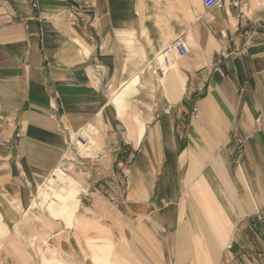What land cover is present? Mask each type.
Masks as SVG:
<instances>
[{"label":"crops","instance_id":"obj_1","mask_svg":"<svg viewBox=\"0 0 264 264\" xmlns=\"http://www.w3.org/2000/svg\"><path fill=\"white\" fill-rule=\"evenodd\" d=\"M263 4L0 0V264H264Z\"/></svg>","mask_w":264,"mask_h":264},{"label":"built area","instance_id":"obj_2","mask_svg":"<svg viewBox=\"0 0 264 264\" xmlns=\"http://www.w3.org/2000/svg\"><path fill=\"white\" fill-rule=\"evenodd\" d=\"M220 2L221 0H201L202 6L207 11H211V9L218 7L220 5ZM234 5L237 6L236 3H234ZM263 7H264V4H263ZM253 25L254 26L264 25V20L263 21L255 20L253 22ZM253 48H255L254 44H252L249 47V49H253ZM188 53L189 51H188V46H187L186 41L184 40L183 37L178 36L172 42H170L168 46L162 49L160 53L157 55L155 59L156 67L154 68L155 75L163 76L164 74L168 72L169 67H170L169 57L171 55H176L177 57L182 58ZM228 55L229 54H226V53L223 54L224 58H227ZM214 70L218 72L221 76L224 75L222 69L219 66H216ZM191 115H192V118L196 121H198L200 118V112L196 108H193ZM53 171H54L52 174L53 178H56L57 175H60L62 177H66L67 175L66 171L60 165H57Z\"/></svg>","mask_w":264,"mask_h":264},{"label":"rangeland","instance_id":"obj_3","mask_svg":"<svg viewBox=\"0 0 264 264\" xmlns=\"http://www.w3.org/2000/svg\"><path fill=\"white\" fill-rule=\"evenodd\" d=\"M85 137V135H83V138ZM76 141V140H75ZM81 142H83V141H81ZM78 145L79 146H81V144L78 142ZM60 176V175H59ZM64 179H66V177H62L61 176V178H60V185L62 186V187H64L65 189H61V191L62 192H65V194H61V192L60 193H58V195H60V196H58L59 197V199L58 198H56L55 196V193H54V195L52 194V192L50 191V189L48 190L47 189V187L46 186H43L42 187V190L43 191H45L46 192V194H48V195H46L45 197H44V201H42V203H44L45 201H46V199H49V200H51V197H53V199L56 201H58L59 203H61L62 205H67V204H69V203H71V201H73L74 199V192L71 190V189H69V187L65 184V181H64ZM53 180L54 181H56V180H58L59 181V177H58V175L56 176V178H51V179H49V186H51L50 184L53 182ZM48 186V187H49ZM60 186V187H61ZM68 190V191H67ZM55 207H52V208H48V210H49V213L53 216V217H56L55 216V214H54V212H53V209H54Z\"/></svg>","mask_w":264,"mask_h":264},{"label":"bare ground","instance_id":"obj_4","mask_svg":"<svg viewBox=\"0 0 264 264\" xmlns=\"http://www.w3.org/2000/svg\"><path fill=\"white\" fill-rule=\"evenodd\" d=\"M82 136V135H81ZM83 147V146H82ZM51 186H49L48 188L50 189V191L52 192V194L54 195V193H55V197L56 198H58L59 199V197L58 196H60V195H58V193H60L61 192V194H65V192H62L61 191V189H65L64 187H62L61 185H60V182L59 181H57L56 180V182L54 181V182H52L51 184H50ZM61 186V187H60ZM68 191V190H67ZM47 194H45V193H39V195L37 196V198L35 199V200H37L36 201V203L37 204H42V201H44L43 199H44V197L46 196Z\"/></svg>","mask_w":264,"mask_h":264}]
</instances>
